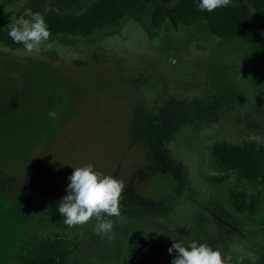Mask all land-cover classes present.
<instances>
[{
  "label": "rangeland",
  "instance_id": "obj_1",
  "mask_svg": "<svg viewBox=\"0 0 264 264\" xmlns=\"http://www.w3.org/2000/svg\"><path fill=\"white\" fill-rule=\"evenodd\" d=\"M87 1L0 5L15 21ZM150 10L90 38L50 37L38 54L0 44V264H18L22 243L45 235L77 242L68 264H127L135 228L264 264V183L214 182L223 172L210 157L221 140L264 145V76L242 44L201 25L149 29ZM88 163L124 182L103 236L94 219L68 226L57 211L67 177ZM230 189L255 194L257 210L236 212Z\"/></svg>",
  "mask_w": 264,
  "mask_h": 264
},
{
  "label": "trees",
  "instance_id": "obj_2",
  "mask_svg": "<svg viewBox=\"0 0 264 264\" xmlns=\"http://www.w3.org/2000/svg\"><path fill=\"white\" fill-rule=\"evenodd\" d=\"M198 0H88L75 8H47L40 14L48 25L50 37L69 34L90 38L95 32L115 28L127 20L140 21L139 14L151 6L149 29L162 27L177 30L180 26L201 25L225 43L242 44L250 61L264 76V0H231L228 7L212 12L197 9ZM139 18V19H138ZM14 21L0 5V44L14 50L23 47L7 35V26ZM210 157L213 166L223 172L212 176L214 182L235 175L249 183H264V145L255 142L232 144L224 140L214 142ZM227 197L238 213L257 210L255 194L230 189ZM170 246L140 228L133 230L127 243V264H171L176 253ZM78 248L75 240L45 235L22 243L17 254L18 264H68Z\"/></svg>",
  "mask_w": 264,
  "mask_h": 264
},
{
  "label": "clouds",
  "instance_id": "obj_3",
  "mask_svg": "<svg viewBox=\"0 0 264 264\" xmlns=\"http://www.w3.org/2000/svg\"><path fill=\"white\" fill-rule=\"evenodd\" d=\"M231 0H198L197 9L212 12L217 8L228 7ZM8 37L22 45L26 54H38L49 40L48 25L43 16L24 9L22 15L7 26ZM55 116V113H49ZM66 195L58 204L57 211L62 214L68 226L82 225L94 219L95 231L103 236L112 231L111 217L119 216L124 182L112 175H106L94 168L91 163L73 168L67 177ZM175 250L171 264H232V258L223 255L219 249L195 240L186 245L174 242L168 249Z\"/></svg>",
  "mask_w": 264,
  "mask_h": 264
}]
</instances>
